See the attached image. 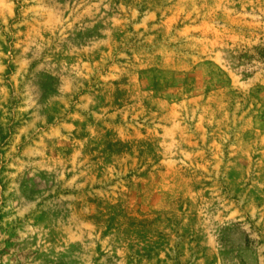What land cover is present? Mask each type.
<instances>
[{"label": "rangeland", "instance_id": "obj_1", "mask_svg": "<svg viewBox=\"0 0 264 264\" xmlns=\"http://www.w3.org/2000/svg\"><path fill=\"white\" fill-rule=\"evenodd\" d=\"M264 0H0V264H264Z\"/></svg>", "mask_w": 264, "mask_h": 264}, {"label": "trees", "instance_id": "obj_2", "mask_svg": "<svg viewBox=\"0 0 264 264\" xmlns=\"http://www.w3.org/2000/svg\"><path fill=\"white\" fill-rule=\"evenodd\" d=\"M244 57H246L248 61L256 60L264 63V47L256 48L254 49V53H247Z\"/></svg>", "mask_w": 264, "mask_h": 264}]
</instances>
